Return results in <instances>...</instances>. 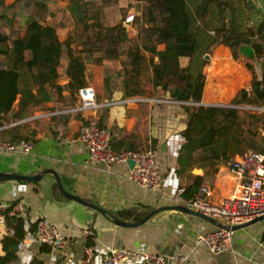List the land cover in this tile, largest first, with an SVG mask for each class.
<instances>
[{
  "label": "crops",
  "instance_id": "obj_1",
  "mask_svg": "<svg viewBox=\"0 0 264 264\" xmlns=\"http://www.w3.org/2000/svg\"><path fill=\"white\" fill-rule=\"evenodd\" d=\"M247 2L250 4L248 30L253 35L252 43L246 44L253 54L247 56L237 49L234 57L228 46L214 45L205 54L208 64L204 69L201 104L232 106L241 110L242 114L260 116L263 119V124L258 126L260 138L264 137V106L250 92V84L254 75L258 80L264 79V61L257 59L259 53L256 52V48L261 51L263 44L264 0ZM259 25L261 30L257 32ZM88 63L87 85L94 88L98 107L67 111L78 106L77 93L71 97L67 90L56 92L53 87L47 86L45 100L37 96L21 119L10 120L0 126V139L17 141L29 138L33 144L28 154L0 152V173L36 175L44 170H53L68 194L111 213L123 209L150 212L173 205L170 198L172 191L176 186L184 188L194 176L204 178L202 184L212 190L213 202L234 194L239 178L229 170L227 163H221L215 173L194 167L183 176L176 174V159L183 143L180 133L188 120L182 106L184 102L168 99L149 81L143 86L142 93L126 96L121 77L113 75L110 84L104 85L105 70L112 66L120 70L119 62L112 64L105 61L102 65ZM186 63L187 59H183L182 65ZM66 65L67 60L63 57L56 79L60 86L69 80L64 72ZM241 89L248 90L247 100L232 105V100ZM92 118L109 129L114 151L154 150L164 178L162 186L155 192L136 187L128 180L131 168L127 162L107 168L102 163L89 161L87 149L77 136L80 127ZM239 126L241 131L242 126ZM243 144L240 137L242 147L234 158L245 152ZM0 202L22 207L19 215L24 220L27 234L19 244L20 259L16 264H28L32 257L40 259L42 264H83L84 239L79 230L84 227L92 231L87 242L91 240L101 253L122 247L165 254L182 252L192 264H264V221L235 230L229 249L213 255L204 245H195L198 235L215 228L208 221L175 209L161 210L137 227L120 226L111 221L106 213L102 214L78 199L63 195L51 173H45L35 181L0 179ZM40 217L49 219L66 237L65 247L59 252H41V244L29 232L31 224ZM8 231L6 224H0V254L1 238Z\"/></svg>",
  "mask_w": 264,
  "mask_h": 264
},
{
  "label": "trees",
  "instance_id": "obj_2",
  "mask_svg": "<svg viewBox=\"0 0 264 264\" xmlns=\"http://www.w3.org/2000/svg\"><path fill=\"white\" fill-rule=\"evenodd\" d=\"M104 1L88 16L77 0L72 2L70 10L87 28L75 35L73 41L60 40L54 25L31 14L25 18L22 35L10 36L0 29V56L6 60L0 62V126L21 119L37 96L45 100L47 86L56 92L67 90L72 97L87 85L88 62L96 65L105 61L119 62L120 70L114 66L105 70L104 85H109L110 77L117 75L122 78L124 95L142 93L143 86L137 83L147 61L151 71L148 81L152 87L161 90L170 100L185 103L182 106L188 120L180 133L183 143L176 159L178 176L194 167L215 173L221 163L233 159L239 150L232 138L238 124L242 126L243 149L264 152V137H258V126L263 124L260 116L242 114L232 106L201 104L204 69L208 64L204 55L214 45L223 44L236 57L240 44L252 43L247 0H138L137 14L129 22L137 29L135 40L129 37L124 23L131 6L125 10L121 21L108 24L104 8L117 0ZM42 4L39 2L38 6L44 8ZM1 7L4 8L3 0H0ZM257 30L260 32V25ZM73 43L77 45L76 51ZM256 52L260 49L256 48ZM146 53L150 55L148 59ZM63 57L67 60L64 72L69 80L60 86L56 79ZM183 59H187L186 65H182ZM250 92L264 106V79L258 80L254 75ZM247 98L248 90L241 89L231 103L237 105ZM21 140L29 138L9 141L18 143ZM203 181V177L194 176L184 186L182 198L191 199ZM105 213L111 221H138L148 212L123 209ZM5 224L9 231L1 238L0 264H16L20 259L19 244L27 234L24 220L20 215L5 213ZM34 229L35 223H32L29 232ZM88 244L93 242L89 240ZM40 251L50 252V248L41 244ZM28 264H42V261L32 257Z\"/></svg>",
  "mask_w": 264,
  "mask_h": 264
},
{
  "label": "built area",
  "instance_id": "obj_3",
  "mask_svg": "<svg viewBox=\"0 0 264 264\" xmlns=\"http://www.w3.org/2000/svg\"><path fill=\"white\" fill-rule=\"evenodd\" d=\"M128 18L127 21L130 22L133 16ZM257 59L264 61V30L262 49ZM77 96L78 106L67 111L92 110L98 107L93 87L85 85L79 88ZM77 139L87 149L89 161L102 163L107 168L131 159L134 164L129 170L128 180L136 187L155 192L162 186L164 178L154 150L114 151L111 147V132L95 118L88 120L80 127ZM32 145L30 140L12 143L0 139V152L28 154ZM227 166L239 178L237 189L231 196L219 202H213L212 190L207 185L201 184L191 199L182 198L184 188L181 186H176L170 197L172 204L186 205L227 226L215 227L209 232L198 235L195 239V245H204L213 255L229 249L235 231L232 229L233 226L264 214V152L245 151L239 157L231 159ZM21 210L22 207L19 204L7 205L0 202V224H5V213L19 215ZM34 223L35 229L32 233L39 244L47 245L52 252H59L65 247L66 237L49 219L40 217ZM79 234L84 239L83 264H192L187 255L182 252L165 254L147 249L129 250L114 247L101 253L93 244L87 242L92 235L89 228H81Z\"/></svg>",
  "mask_w": 264,
  "mask_h": 264
},
{
  "label": "rangeland",
  "instance_id": "obj_4",
  "mask_svg": "<svg viewBox=\"0 0 264 264\" xmlns=\"http://www.w3.org/2000/svg\"><path fill=\"white\" fill-rule=\"evenodd\" d=\"M75 0H3V7L0 8V15L3 17L0 18V29L8 33L10 36L22 35L25 27V18L31 15H36L39 18H42L44 23L52 24L56 27L57 35L60 40H65L67 38L73 41L74 36L85 31L87 28L83 26L78 20L77 17L70 10L72 2ZM79 5L82 8H85V13L87 16L90 11L96 6L102 5L104 0H77ZM43 3L44 8H40L38 5ZM138 0H117L104 8L105 18L108 24H115L121 21L126 9L128 7V12L125 15L124 23L128 28V35L133 40L136 39L137 29L129 24L127 19L130 16H136ZM124 7V8H122ZM74 50H77V45L72 44ZM162 47V46H160ZM147 59L150 56L148 53L145 54ZM5 57L0 56V62L5 63ZM89 64V63H88ZM151 75L150 68L146 61L145 68L142 72L141 77L139 78L138 86L146 85L149 77ZM238 128L233 134V141L241 149L240 145V131Z\"/></svg>",
  "mask_w": 264,
  "mask_h": 264
},
{
  "label": "water",
  "instance_id": "obj_5",
  "mask_svg": "<svg viewBox=\"0 0 264 264\" xmlns=\"http://www.w3.org/2000/svg\"><path fill=\"white\" fill-rule=\"evenodd\" d=\"M237 49H238L239 52L244 53L247 56H252V54H253V50L246 43L240 44ZM204 58L207 59V55H204ZM217 106H225V105H217ZM126 162L130 166V168L133 167L134 163H133V161L131 159H128ZM45 173H51L53 175V177L55 178L57 187H58L59 191L63 195H65L67 197H70V198L78 199L81 203L89 205L92 208H94V209L98 210L99 212H101L102 214H105V211L103 209H101V208H99V207H97L95 205H92V204L86 202L83 199H79L78 197H74V195L68 194L61 186L59 175L53 170H50V169L44 170V171H42V172H40V173H38L36 175H20V174H16V173H0V179H21V180H25V181H35V180L40 179ZM175 209H180V210H182V211H184V212H186L188 214L194 215V216H196L198 218H201V219H203L205 221H208L209 223H211L215 227H227L226 225H224L223 223H221L217 219L212 218V217L207 216V215H204V214H202L200 212L194 211L193 209H191L188 206L183 205V204L167 205V206H163V207L151 210L143 218H141L138 221L113 220V222L115 224H117V225L124 226V227H137V226H140L141 224L145 223L154 214H156L157 212H159L161 210H175ZM259 221H264V214L254 218V219H252V220H250L248 222H245V223H242V224H239V225H235V226L232 227V229L233 230L241 229V228L247 227V226H249V225H251L253 223L259 222Z\"/></svg>",
  "mask_w": 264,
  "mask_h": 264
}]
</instances>
